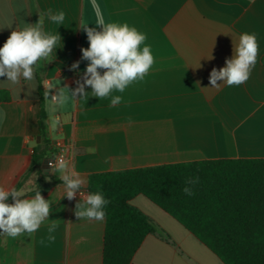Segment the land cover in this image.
<instances>
[{"label":"crops","instance_id":"obj_1","mask_svg":"<svg viewBox=\"0 0 264 264\" xmlns=\"http://www.w3.org/2000/svg\"><path fill=\"white\" fill-rule=\"evenodd\" d=\"M49 8L65 12L63 25L47 19ZM41 15L44 30L58 32L62 40L52 61L42 62L34 84L21 88L0 83V92L10 96L7 101L0 97V186L17 188L30 170L34 148L41 142L42 108L50 140L66 145L71 170L86 180L83 194L88 193L89 176L96 173L264 159V0H0V47L20 18L35 24ZM100 19L127 23L144 33L155 62L143 80L111 94L122 97L119 105L110 106L111 96L91 94L61 105L52 96L61 87L74 89L88 63L81 60V48L89 46L81 24L100 30ZM244 32L255 33L259 45L250 78L239 86L218 81L220 86L212 87L211 70L232 58ZM76 61L79 67L70 70ZM42 171L43 186L31 177L22 189L25 198L46 191L42 196L51 204L49 220L32 234L0 235V264H103L105 220L78 219L75 206L83 195L69 200L60 173L45 162ZM131 204L156 227L131 264H224L146 197L136 196ZM53 221L56 240L49 242L47 228Z\"/></svg>","mask_w":264,"mask_h":264},{"label":"trees","instance_id":"obj_2","mask_svg":"<svg viewBox=\"0 0 264 264\" xmlns=\"http://www.w3.org/2000/svg\"><path fill=\"white\" fill-rule=\"evenodd\" d=\"M0 97L10 100L6 91ZM38 135L41 142L18 190L31 177L43 186L42 165L57 151L43 108ZM190 177H199L190 185L192 196L183 192ZM96 191L110 200L105 208L103 264H131L145 238L156 232L148 216L131 204L139 195L172 216L224 264H264V159L205 160L96 173L88 178L87 192ZM45 192L41 190L42 195Z\"/></svg>","mask_w":264,"mask_h":264},{"label":"clouds","instance_id":"obj_3","mask_svg":"<svg viewBox=\"0 0 264 264\" xmlns=\"http://www.w3.org/2000/svg\"><path fill=\"white\" fill-rule=\"evenodd\" d=\"M52 23L63 25L65 12H53L51 8L45 14ZM97 27H89L82 22L81 28L86 32L89 46L81 48V60L87 61V66L75 83L74 89L67 86L58 89L52 99L63 105L70 100L92 97L103 99L111 96L110 106L121 103L122 97L112 96L113 92L123 93L125 89L136 81L143 80L154 64V57L150 46L145 44L146 35L127 23L105 22L98 20ZM62 37L56 32L44 30V15L39 16L35 24L27 23L20 18L16 27L0 47V77L14 87H23L28 83H35L37 70L42 62L50 63L52 54L61 44ZM143 45V47H142ZM259 45L255 33L244 32L233 56L225 60V66L213 68L209 75L212 87H219L221 81L227 86H239L248 81L252 70L257 63ZM212 58V57H211ZM80 61L71 65L75 71ZM60 81H57L59 84ZM91 88L87 92L86 88ZM59 120L53 122L55 128ZM54 173L59 172V179L64 185L65 195L69 200L83 195V202L76 204L75 215L78 219H87L103 222L106 217L105 208L110 200L105 198L102 191L83 194L86 180L77 172L71 170L69 162L59 158L50 164ZM199 182V177H190L185 180L183 192L194 195L190 185ZM11 198L12 203H8ZM51 204L46 200L40 189L31 198H25L23 189L0 186V235L16 238L24 234H32L39 230L41 225L49 220ZM57 224L53 221L47 228L49 242H55ZM43 243V241H41Z\"/></svg>","mask_w":264,"mask_h":264},{"label":"built area","instance_id":"obj_4","mask_svg":"<svg viewBox=\"0 0 264 264\" xmlns=\"http://www.w3.org/2000/svg\"><path fill=\"white\" fill-rule=\"evenodd\" d=\"M56 147V154L52 158H50L47 162L46 165L49 169L53 170L50 167V164L53 163L55 160L59 158H64L65 160L67 159V148L66 145L63 142H58L55 144Z\"/></svg>","mask_w":264,"mask_h":264},{"label":"water","instance_id":"obj_5","mask_svg":"<svg viewBox=\"0 0 264 264\" xmlns=\"http://www.w3.org/2000/svg\"><path fill=\"white\" fill-rule=\"evenodd\" d=\"M40 139H41V137H39V140H40ZM48 160H49V159H48ZM48 160H46L45 163H46ZM43 169H44V168H43Z\"/></svg>","mask_w":264,"mask_h":264}]
</instances>
